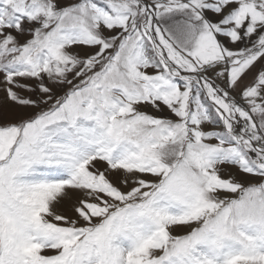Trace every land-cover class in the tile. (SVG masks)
Wrapping results in <instances>:
<instances>
[{
    "label": "snow or ice",
    "instance_id": "1",
    "mask_svg": "<svg viewBox=\"0 0 264 264\" xmlns=\"http://www.w3.org/2000/svg\"><path fill=\"white\" fill-rule=\"evenodd\" d=\"M0 264H264V0H0Z\"/></svg>",
    "mask_w": 264,
    "mask_h": 264
}]
</instances>
